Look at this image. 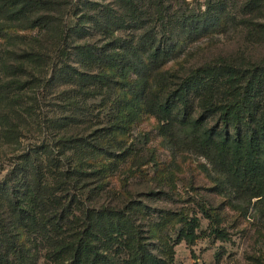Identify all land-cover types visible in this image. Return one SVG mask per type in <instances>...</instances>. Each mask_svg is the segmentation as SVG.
Wrapping results in <instances>:
<instances>
[{
	"label": "trees",
	"instance_id": "1",
	"mask_svg": "<svg viewBox=\"0 0 264 264\" xmlns=\"http://www.w3.org/2000/svg\"><path fill=\"white\" fill-rule=\"evenodd\" d=\"M153 1L152 31L124 38L107 22L106 37L92 41L78 38L97 19L85 13L74 19L70 11L56 18V9L66 8L67 0H0V38L19 39V29H36L33 39L40 43L22 50L12 63L0 52V130L21 144L7 162H0V264H27L23 231L50 222L58 228L68 222L75 229L58 250L68 254L64 264H116L103 246L117 239L128 250L121 264H166L149 242L170 216L146 224L139 216L149 209L140 202H95L86 194L87 179H105L110 161L125 155L118 152L129 127L146 116L154 119L158 143L169 155L161 162L148 148L145 161L153 162L160 177L176 180L184 162L195 158L231 209L243 215L252 210L264 224V100L259 98L264 57L248 65L213 59L178 76L172 66L178 42L172 25L194 21L191 30L203 35L216 28L219 17L210 7L194 15L174 11V0ZM228 71L242 80L236 96L224 103L205 101L208 111L218 112L220 128L188 115L192 93L210 87V75ZM107 91L112 93L111 121L102 129L78 130L80 104ZM32 129L34 142L26 136ZM202 211L211 217L204 206ZM168 223L179 225L178 239L192 243L197 237L196 216L178 212ZM214 232L225 235L218 227ZM159 244V250L165 249L164 242Z\"/></svg>",
	"mask_w": 264,
	"mask_h": 264
},
{
	"label": "rangeland",
	"instance_id": "2",
	"mask_svg": "<svg viewBox=\"0 0 264 264\" xmlns=\"http://www.w3.org/2000/svg\"><path fill=\"white\" fill-rule=\"evenodd\" d=\"M249 0H174V11L187 14H201L208 7L219 17L216 28L203 35L192 31L194 21L184 26L174 23L170 29L177 41L172 58V66L178 76H183L200 63L221 59L223 62L248 65L252 61L264 57V1L257 6H249ZM66 8H57L56 18L66 17L70 11L74 19L78 14L97 19L89 22L86 33L78 39L101 40L105 35L104 26L107 22L115 29L114 33L126 38L142 36L145 31L154 29L153 0H67ZM196 21L195 23H197ZM194 28V27H193ZM158 29V27H157ZM15 35L22 38L5 40L0 38V52L5 61L12 63L20 52L26 48L37 47L33 39L37 30L19 29ZM79 37V34H76ZM80 41V40H77ZM171 60V61H172ZM9 63V64H10ZM87 65V64H86ZM210 87L194 91L190 97L186 113L202 118L208 125L219 129L221 126L218 112L208 111L205 101L224 103L236 96V89L241 79L233 71L219 76L210 75ZM112 93L107 91L97 99L88 98L80 104L76 117L78 130L90 128L102 129L111 121L110 99ZM261 97V98H260ZM260 99L264 100L261 90ZM2 108V107H1ZM35 127V124L32 126ZM147 133L148 139L143 135ZM37 132L32 129L26 133L27 139L34 142ZM22 145L27 141L22 139ZM126 142L122 141L123 158L110 161L105 179L89 177L90 184L86 194L95 202L103 199L116 203L137 201L141 208L149 211L140 214L143 223L155 220L159 215H168L166 225L151 237L149 247L153 253H158L166 264H264V224L253 216L249 210L243 215L231 209L224 196L217 193L211 181H208L203 171L198 167L197 159L187 160L182 165V171L176 180L171 181L160 177L153 162H146L148 148L154 150L159 161L169 159L167 150L158 141V132L154 119L147 117L132 124L127 132ZM21 144L10 141L0 130V162H7L10 155L18 152ZM121 154V155H122ZM200 161L203 159L200 158ZM208 209L211 217L202 211ZM183 212L199 219L197 237L192 243L178 239L179 225L168 223L171 216ZM44 214V216L48 215ZM213 215L218 216L215 222ZM47 223L46 217L44 221ZM53 222L44 228L33 231H23V240L27 246V264H64L67 253L60 255L58 250L63 241L75 232L70 223L63 228L53 227ZM218 227L225 231L224 236H217L214 229ZM164 242L165 249H160L159 242ZM111 261L121 264L128 250L117 239L109 246H103ZM158 251V252H157Z\"/></svg>",
	"mask_w": 264,
	"mask_h": 264
}]
</instances>
